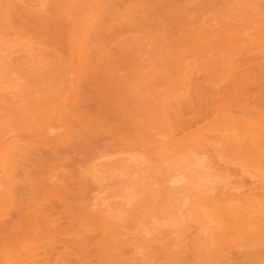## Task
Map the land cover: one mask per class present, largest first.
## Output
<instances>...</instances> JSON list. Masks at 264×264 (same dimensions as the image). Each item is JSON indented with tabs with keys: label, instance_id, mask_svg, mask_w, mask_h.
Masks as SVG:
<instances>
[{
	"label": "bare ground",
	"instance_id": "obj_1",
	"mask_svg": "<svg viewBox=\"0 0 264 264\" xmlns=\"http://www.w3.org/2000/svg\"><path fill=\"white\" fill-rule=\"evenodd\" d=\"M244 1L0 0V29L8 36L7 47L0 36V75L8 72L3 78L11 83H3L14 91L5 92L7 104L26 110L21 113L33 120L36 129H27L37 141L35 150L13 148L0 157V264H241L228 261L234 249L252 263L262 260L264 184L233 174V163L211 166L227 179L220 187L191 174L152 181L148 160L94 163L114 149L167 147L179 140L175 135L210 122L218 127L217 140L229 142L226 156L240 163L264 159V0ZM69 3L82 8L77 15L84 11L78 23H63L71 16ZM226 16L231 22L222 20ZM53 65L65 68L61 80L55 76L61 87L47 96L42 89L43 104L34 100L39 91L30 76L25 86L9 76L17 66L34 73ZM82 79L88 93L81 94ZM160 79L181 85L159 94L153 87ZM90 93L96 103L86 107ZM152 111L166 143L150 131ZM93 133L107 136L102 150L91 142ZM106 180L131 194L109 202ZM89 183L102 188L88 196ZM244 187L246 194L236 193ZM193 221L201 222L195 232Z\"/></svg>",
	"mask_w": 264,
	"mask_h": 264
},
{
	"label": "rangeland",
	"instance_id": "obj_2",
	"mask_svg": "<svg viewBox=\"0 0 264 264\" xmlns=\"http://www.w3.org/2000/svg\"><path fill=\"white\" fill-rule=\"evenodd\" d=\"M242 1H244V0H242ZM246 1L247 0H245L244 2H246ZM73 5L74 4H70L69 3L67 5L68 7H66L68 9H70V14H71L72 17L70 16V18H65V20L63 22L65 24L68 21H70L71 18L74 19L73 21H75V22L78 23L80 19L78 20L77 17H81L82 14L84 13V11L82 10V12L80 11L81 12V16H79L80 14L77 15V13H79V9H82V8H79L78 10H75V8H74ZM246 5L248 6L247 3L245 5H243V6H246ZM223 8L224 7H222V10H223ZM248 8H249V6L247 7V9ZM218 9H221V7H219ZM224 11L225 10H223L222 13H224ZM250 11L251 10H248V14L251 16L252 13L250 14L249 13ZM234 12L235 11H232V13H234ZM255 14H256V11H255ZM254 17H255V15L253 16V18ZM257 18H258V16H257ZM261 18H263V20H264V17H261ZM244 19H246V17ZM222 20L223 21L224 20L227 21L228 20L227 19V16L224 17V18H222ZM250 20H251V18L249 19V21ZM243 21L245 23H246V21L248 22V17H247L246 20H243ZM227 22H231V21L229 20ZM235 23L237 24L238 22H235ZM3 32L5 33V31H3L2 29H0V36H1V38H3V36H4V38H3V41L4 42L2 40H0V44H2V42L4 44L6 42L5 40L7 39V38L5 39V37L7 35L5 36ZM6 32L7 33H10L8 31H6ZM240 37H241V39L243 38L242 36H240ZM246 38L249 39L247 36H246ZM252 41L256 42V39L252 38ZM258 43H262V42L260 41ZM257 44L255 43V46H257ZM4 45L6 46V44H4ZM258 45H261V44H258ZM1 48L3 49V47H1ZM16 48L13 47V49L17 50V52H18L19 47H16ZM111 51L112 52L114 51L116 53L118 52L116 49L115 50L111 49ZM0 52H1V49H0ZM4 53L5 52L3 51L0 54L1 55H4ZM193 62H194V59L193 58H190L187 63H193ZM40 66H39V68H34L37 71V72L35 71L34 73L32 72V71H34L33 69L27 71L26 70L27 69L26 67L17 66L19 69L16 67V69H15L16 72H14L15 70L13 69L14 74H11L13 72L10 71L11 73H9V76L11 78L12 77L14 78V79L12 78V83H14L15 80L21 82V84L18 83L17 81H16L17 83L16 82L14 83L15 85L16 84L17 85L19 84L20 86L21 85H24L25 82L29 79L28 76H30L31 77V81L33 83H31L30 79L28 81H30L31 86L32 85L33 86H37L38 87V91H39L38 94L36 93V95H34L35 96L34 97V100H37L38 99L35 102H38V103L43 104L44 101L41 100V99H43L42 98V95H41V92H42V94L46 95V93L49 94V93L57 90L58 88H60L61 85H58L57 83L60 82V84H61V81L60 80L62 79V77L60 79L59 76L64 71L63 72L61 71V69H62L61 65L58 67L59 69L58 68H54L55 65H53L52 68H54V69H52L51 67H47L49 69V71H48V69L46 71L49 74L45 73L46 75L44 76L42 74H44V72H46V71H44L45 70V67H44V69H41ZM23 68H25V69H23ZM5 69L8 71L9 68H5ZM5 69L3 71H1L2 72V75L4 74V72H6ZM64 69H62V70H64ZM9 70H11V69H9ZM17 70H21V71H19V72H21L20 73L21 76H19L21 78H19L17 76V75H19V73L17 72ZM23 70H25L26 72H24ZM52 70H53V73L50 72ZM55 70L57 72L59 70L60 73L59 72L58 73H55L56 72ZM38 71H39V73L41 72L40 75H39ZM50 73L52 75H50ZM5 74L7 75L8 72H6ZM31 74L32 75L33 74H36L35 75V79L32 78V75ZM4 75H3V77H4ZM53 75H54V77H53ZM7 76H5V78H3L0 75V79H1L0 80V96L5 97V98H1L0 97L1 98V102H0L1 104L0 105L2 106L3 102L5 101L4 104H3V106L4 105L5 106L8 105L5 108L8 107L12 111V108H13L12 103L10 104L12 106V108H11V107H9L10 105L7 104L8 102L10 103V101H7L6 99L9 100V97L10 96L7 93L9 92V94H10V92L13 91V90L9 86H7L8 84L5 85L6 82L3 83V79H4V81H7V83H8V81H9V83H11L10 82L11 80L10 79L8 80L6 78ZM39 76H42L44 79L40 78ZM47 76L48 77L51 76L50 79L53 78L54 81H52L53 79L50 80ZM55 76L57 77V79L59 78L60 80L57 81V79H56V81H55V78H56ZM45 78H47V81H46ZM43 80H44V82H42ZM160 80H161L160 82L154 83L156 86L153 87V90L154 91H158L159 94L160 93L162 94L165 91H169L171 89L173 90L176 87H178V86L181 85L180 80H175L174 79V80H171V82L170 81L168 82L165 79H163V80L160 79ZM1 81H2L3 84L1 83ZM85 81L86 80H84V82H83V79H82V81L80 83L81 84V88L83 90V91H81V94H83L84 90L87 93L89 92V88L87 87L88 84L86 83L87 81L86 82ZM136 81L137 80H135L133 82L134 83L133 85H135L134 88H138V87L141 88L142 86L139 85V84H137ZM153 81L155 82V80H153ZM156 81H158V80H156ZM40 82H42V83H40ZM138 83H140V82H138ZM145 83L148 84L147 82H145ZM30 84H27V85L30 86ZM35 84H37V85H35ZM4 86L6 87V89L4 88ZM10 86L12 87V85H10ZM12 88L13 89L14 88L17 89L16 86L15 87H12ZM3 89L5 91H3ZM21 89H23V88H21ZM42 89H43V91H41ZM45 89L46 90H49V91H46ZM5 92H7V93H5ZM3 93H5V95L6 94L8 95L7 98H6V96L3 95ZM146 94H148V91H147ZM37 95L38 96L40 95L41 98L40 99L37 98L38 97ZM89 95L90 96H87V98H89V97H91V98L85 99V100H88L87 103L85 102L87 104V106H86V104H84L86 107H91L94 104V102L96 103V98H95L96 96L92 95L91 93ZM49 97H51V96H48V98ZM92 97H94L95 100ZM132 97L135 98V99L137 98L136 101H138L140 98H142L141 96H132ZM146 97H148L149 99L153 100L155 97L160 98L161 96H146ZM146 97H144V98H146ZM162 97H164V96H162ZM52 98H54V96H52ZM55 98H57V97H55ZM2 99H4V101ZM43 100H45V98ZM24 104H27V103H24ZM27 105H24L25 106V109H27ZM29 106H28V108H29L28 110H31ZM14 107L17 108L16 106H14ZM1 108L2 109H5L4 107H1ZM8 108L6 110H2V109L0 110V112L2 111V114L0 113V117L2 118L4 116L2 119H0V157H4V155H7V153L9 154V152H11L14 149H16V150H14L15 152H18V150L27 151L29 149L32 151V148H34V150H35L36 142L37 141H35V139L31 140V137L32 138H34V137H33V134H31V132H30V130L32 131V129L33 130L36 129V128H32V126H33L32 124L34 123V122H32L33 120L31 121V120H28L26 116L24 117L23 114H24V112L26 110H23L24 108L23 109H20V108H22V106L21 107L18 106V110L19 111L20 110L21 111H24L23 113H21V111L17 113V109H15V108L13 109V111H12L13 113H12V112H10V110L8 111ZM14 112H16L17 114L14 113ZM4 113H6L7 115L6 114L3 115ZM10 113H12V114L10 115ZM27 113H29V112L27 111ZM20 114H22V115H20ZM18 115H20V117ZM22 118H26L28 120V124H26L27 121L25 119H22ZM31 122H32V124H31ZM157 122L160 123V125L157 126V125L154 124V123H157ZM149 123H150V127H151V130H150L151 133L154 134V136L157 139L161 140L163 143H166L165 141L168 140V138L166 136H164L165 133H166V131L163 130L164 129V126L162 125L160 119L157 118V117H155V115L153 114V111L150 113ZM151 123H152V125H151ZM202 123L199 124L200 127H201V124ZM211 124L213 125L214 123L210 122V125ZM29 125H30L31 128L28 127ZM206 125H208V124L206 123ZM210 125L209 126H205V127L201 128L200 130H199V128L196 125H195V127L192 126L189 130H187V132L188 131L190 132V135L184 136V134H182V133H179L178 135H175L174 138L175 139H179V140L176 141L174 144L166 143L165 145L167 147H159V146L155 145L154 147L150 146V147H148L146 149H144V148L142 149L139 145H135V146H132V147H124V148H121L119 150H115L114 149L112 151H108L107 153H101L100 156H97L96 157L97 159L94 161V163L95 162L96 163H112V162L115 161V162H119L120 164L123 162L121 164V166H125L126 164H128L130 162H135V161L139 162V161H146V160H148L149 161V164H150V172L148 174H151V178H153L152 181H156L159 178L163 177L164 175H173V174L186 175V174H191V175L199 176L200 179L203 178L204 181L207 180V179L212 180L214 187H220L223 183H225L227 181V179H225L224 177L218 175L217 173H213L210 168H211V166H214V165H218V164L219 165H222L224 161H227L229 163H233L234 164L233 166L235 167L234 168L235 170L232 171L233 174L235 173L238 176L245 177L246 182L248 184H251V183H253V184H256V183L264 184V159H262V160H250V161H247V162H241L240 163L237 160H235L234 158H231L229 156H226V154L228 152L230 153V151L227 152V149L229 148V146H227V144L229 142H224V140H220V139H219L220 141H218L217 140V131L214 130V129H217L218 127H216V125H213V126H210ZM222 125H223V123H222ZM27 128H29L30 130L27 129ZM222 128H223V126H222ZM222 128H220V129H222ZM24 130H26V131H24ZM195 130H199V131L195 132ZM25 132L26 133L28 132V137H27V135H26ZM29 135H31V136L29 137ZM92 136L95 137V139L91 137V139H94L91 142H94L95 145L99 146V148H100L99 150H102L103 149L102 148V146H103V140H104L105 137L107 138V136H105L102 133H93ZM182 137H185V138H182ZM14 138H16V139H14ZM77 138H81V137L80 136L79 137L76 136V138H73V139H76V141L78 142L79 139H77ZM198 138H199V143L198 144H195V143H197L195 141L194 142L195 145H193V141L194 140L192 142H190V143L188 142V140H190V139H198ZM25 139H27V140H25ZM76 141L74 140L73 142H76ZM25 143H27V144H25ZM154 144H158V143L155 142ZM16 145H18V146H16ZM22 146H24V147H22ZM176 146H179V148L178 149H175ZM10 148H12V149H10ZM18 148H20V149H18ZM24 148L27 149V150H24ZM6 150L8 152L4 153ZM14 151L11 152V154L12 153H15ZM263 156H264V154H263ZM5 157H4V159H5ZM1 159H3V158H0V160ZM126 159H129V161H126ZM205 164H206V166L204 167ZM195 171H197V172L194 173ZM88 172L86 174L85 173L84 174L86 176L90 175L89 174L90 172L89 173ZM57 173H58V171H57ZM59 177H60V175L57 176V178H59ZM74 177L75 178L78 177V172L77 171H75V173H73L72 179H74ZM88 180H90V179H88ZM102 187H107V189L110 191V193L108 194V195H111L108 198V201L109 202H116V201H119V200H124L122 197H126V196H128V195L131 194V190L128 189L129 191H127V190H123L122 191L121 188L112 185L109 180H106L104 182V185ZM102 187L96 186L94 183H89L88 184V189H87V192H88L87 195L88 196H93L96 192L100 191V189ZM255 192L256 193H261L259 190H255ZM236 193L239 194L240 196H243L244 194L247 193V189H246V187H244V188H238L236 190ZM102 196L103 197L106 196L105 192L102 193ZM153 206H155L156 208H159L160 205L158 203H156V204L151 203V206H149V207L151 208ZM185 208H186V206L183 207V209H185ZM189 224L191 226L190 231H192V232L197 231L198 227L201 226V222L200 221L199 222L193 221V222H190ZM165 228H168V227H165ZM80 230H81V228H80ZM98 234H99L98 235V238L102 236V234H100V232H98ZM128 238L131 239L130 234L128 236L124 237V239H128ZM136 251H137L136 249H132L129 252L130 253L132 252V255H136L137 256L138 254L136 253ZM237 251H238V249H234V250L231 251L232 259L231 260H228L229 262H232V263H237L238 262V263H241V264H253L254 263V262L252 263V261L250 262V258L249 257H241V251H242V249H239L238 252ZM256 260L254 259V261H256ZM260 260H261V258L258 259L257 262L254 263V264H264V257L262 258L261 261ZM94 262H97V261L94 260ZM217 262H220V260H217L215 263H217Z\"/></svg>",
	"mask_w": 264,
	"mask_h": 264
}]
</instances>
